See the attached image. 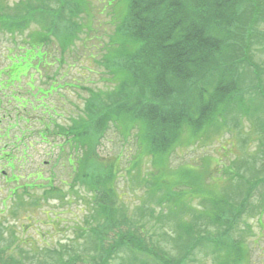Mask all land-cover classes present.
Wrapping results in <instances>:
<instances>
[{
  "label": "trees",
  "instance_id": "16d2710c",
  "mask_svg": "<svg viewBox=\"0 0 264 264\" xmlns=\"http://www.w3.org/2000/svg\"><path fill=\"white\" fill-rule=\"evenodd\" d=\"M55 1L57 4L50 0H23L12 9H3L0 37L27 31L36 23L41 31L34 33L31 45L43 50L56 39L64 53L76 40L79 22H63L66 19L63 10L69 12L71 18H77L80 13H87L88 2ZM116 20L120 47H108L105 60L114 90L86 88L88 96L84 107L79 115L71 117L69 126L50 122V138L62 139L63 144L58 145L60 151H69L66 160L77 179L75 184L93 197L94 223L90 226L89 238L93 241L89 247L93 260L97 264H108L112 255L114 259L123 248L135 254H150L159 264H186L198 248L204 252V257H211L214 264H243L246 247L243 237L236 236V228L246 218H263L264 194L258 204H254L253 199L264 186V172H259L260 177L248 179L245 173L255 168H249L253 164H243L244 157H239L238 162L219 173L229 185L215 190L213 185L210 187L217 182L215 174L207 168L204 174L185 168L182 172L188 173L178 179L169 177L171 172L162 169L169 166L177 148L194 146L200 142L198 138L202 134H205L202 139L209 138L214 143L221 142L227 133L233 135L226 130L231 116L252 119L259 127L260 136L264 133L261 116L264 105L254 99V96L264 97V70L250 56L257 51L256 46L264 44V30L260 31V26L264 29V1L128 0L127 11L119 12ZM42 52L46 56V52ZM246 65L250 73L245 71ZM31 69L13 65L6 71L1 69L0 76L12 78ZM52 81L57 82V77ZM110 126L125 137L135 133L137 157L127 172H138L137 181L145 186L149 184L147 192L149 197L153 196L152 204L170 213L176 212L178 216L184 212L182 220H168L175 223L176 236L164 233L182 244L181 255L169 259L165 253L149 249L145 239L134 232L138 227L130 224L131 219L119 209L124 203L117 186L121 176V170L116 169L118 160L115 163L102 158L98 152ZM261 145L264 147V141H260ZM243 153L251 156L250 152ZM146 158L154 164L150 175L163 178L165 184L188 185L190 196L198 197L202 208L167 194L159 198L152 182L147 178L141 182L144 173L141 162ZM10 164L14 167L15 161ZM36 177L40 180L38 175ZM39 185V188L44 187ZM29 186L38 187L31 183L26 184L25 189ZM48 196L47 191L43 199ZM247 231L248 225L242 233L246 235ZM106 237L114 238L109 251L104 245ZM0 256L3 260L0 264H17L11 258L7 263ZM193 258L197 262V255ZM246 264H250L249 260Z\"/></svg>",
  "mask_w": 264,
  "mask_h": 264
},
{
  "label": "rangeland",
  "instance_id": "374dc122",
  "mask_svg": "<svg viewBox=\"0 0 264 264\" xmlns=\"http://www.w3.org/2000/svg\"><path fill=\"white\" fill-rule=\"evenodd\" d=\"M21 1L23 0H0L2 5L0 11L7 7L12 9L14 4ZM82 1L88 2V11L80 13L77 18H71L70 13L63 10L68 19H63V22L70 24L72 20H76L75 23L79 22L80 25L73 46L64 53L56 39L54 44L42 50L46 52V56L41 49L32 48V36L36 31H41L36 23L30 25L27 31L8 33L0 37V69L7 65L31 67L33 69L31 76L35 80L34 82L33 77H25L21 81L19 78L16 79L19 81L18 84H14L16 80L7 83L9 86L14 84L11 87L0 85V105H3L0 107V172L5 171L9 177L15 174L20 178L18 183H13V180L8 183L0 174V254L7 263L13 259L17 264H70L71 261V264H97L92 257L94 254L87 248L89 244L86 240L91 238L90 226L94 223L92 194L81 185L75 184L77 179L72 176L71 167L66 160L69 151L68 149L60 151L58 146L63 144V140L55 139L53 143L50 137L48 141L41 139L43 129L48 128L46 125L50 127V122L69 126L71 117L79 115L84 107V99L88 96L86 88L105 92L112 91L107 90L108 88L114 90L113 78L106 68L105 60L108 47L113 49L120 47L116 32L117 20L113 10L117 9L124 14L127 11L128 0ZM50 2L57 4L55 0ZM256 48L257 51L250 55L251 59L264 70V44ZM17 55H21L22 59L10 64L9 59L15 60L14 56ZM35 58L37 60H34ZM245 69L250 73L247 65ZM54 77H57L56 84L52 81ZM6 78L0 76V82ZM58 85L61 86L58 88ZM51 92H54L52 96ZM254 99L264 105L263 97L258 99V96H254ZM261 116L264 118V111ZM228 120L226 130L231 131L233 135L227 133L221 142L214 143L208 140L209 138L202 139L205 136L202 134V137L198 138L200 142L194 146L177 148L172 163L162 170L171 172L169 177L175 176L178 179L188 173L182 172L185 168H194L201 174H204L207 168L215 174L214 180L217 182L211 183L210 187L213 185L216 190L218 187L229 185L228 180L222 178L224 175L221 174V178L217 177L220 171L238 162L239 157L243 156V164H253L249 168H255L245 173L246 177L248 179L260 177L259 172H264V147L259 144L260 141H264V133L260 136L259 127L250 118L231 116ZM134 134L125 140L120 133L111 128L99 146V153L105 157L120 156L116 169H120L122 173L124 170L126 172L121 175L122 178L120 176L117 183L124 203V207L121 206L119 209L124 211V216L131 219L130 224L138 227L134 232L145 239L149 249L160 252L159 254L163 252L169 259L177 257L181 253L180 248H183L182 244L175 242L173 238H167L169 235L164 233L176 236L175 223L172 224L168 220L175 221L176 218L182 220L185 214L184 212H181L180 216L176 212L166 214L168 209L151 207L153 196L146 197L149 187L137 181L138 172H132L131 176L127 172L131 169L129 166L136 160L138 152ZM245 151L250 152L251 156H246L243 153ZM7 154L14 155L23 163L11 169L9 162L12 161V157L10 159ZM13 160L17 161L14 158ZM110 160L116 163L117 159ZM141 164H146V168L149 169L154 167L150 158L144 159ZM181 166L182 169L179 170ZM146 168L141 182H145L144 178H147L155 190L202 208L199 198L190 196L188 185L165 184L162 182L163 178H153ZM34 172L45 178L38 176L41 181L30 180L29 177L21 179L22 175ZM26 182L35 183L38 187L29 186L23 190ZM39 184H43L44 187L39 188ZM17 185L20 187L18 194L23 195V201L14 197V188ZM10 189L13 190L10 192ZM47 191L50 198L42 202ZM161 192L157 193L165 196ZM263 194L264 186L256 192L253 203L261 202ZM32 200L41 202L42 206L37 209L31 207ZM234 203L236 204V200ZM153 210L152 216L150 212ZM36 223L38 226H35ZM247 225L248 231L244 235L242 231L247 229ZM236 230H238L236 236L240 239L243 237L242 241L246 247L243 264L248 260L250 264H264V216L261 220H258V216L246 218L238 224ZM113 242L114 238H105L104 245L107 251L111 249ZM241 247L243 250L244 245L241 244ZM138 254L121 248L114 259L112 255L108 264H159L150 254ZM195 254L197 262L193 258ZM0 262H3L1 256ZM186 264L214 262L211 257H204V252L197 248L193 255L188 257Z\"/></svg>",
  "mask_w": 264,
  "mask_h": 264
}]
</instances>
